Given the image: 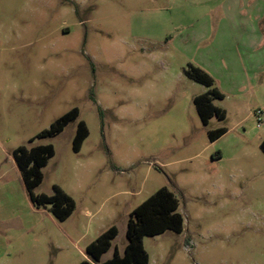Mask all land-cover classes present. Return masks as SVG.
Instances as JSON below:
<instances>
[{
    "label": "rangeland",
    "instance_id": "obj_1",
    "mask_svg": "<svg viewBox=\"0 0 264 264\" xmlns=\"http://www.w3.org/2000/svg\"><path fill=\"white\" fill-rule=\"evenodd\" d=\"M259 1L0 0V264L123 255L131 214L163 188L184 227L144 238L150 264H264V73L245 76L243 96L214 101L226 118L207 126L194 99L209 89L187 75L264 66ZM75 108L61 134L38 138ZM81 121L89 137L75 152ZM46 145L55 155L34 194L69 195L65 222L32 203L14 158ZM112 227L93 262L88 246Z\"/></svg>",
    "mask_w": 264,
    "mask_h": 264
},
{
    "label": "trees",
    "instance_id": "obj_2",
    "mask_svg": "<svg viewBox=\"0 0 264 264\" xmlns=\"http://www.w3.org/2000/svg\"><path fill=\"white\" fill-rule=\"evenodd\" d=\"M187 75L197 83L207 87V93L197 96L194 99L198 115L202 123L207 126L210 119L217 117L225 120V111L215 106L214 101L223 100L225 96L214 88V80L206 72L199 68L192 67ZM80 112L73 109L58 119L50 130L41 133L38 138L49 139L61 134L72 122L78 120ZM225 129L211 131L209 137L212 142L217 141L226 134ZM89 137V130L85 122L78 124L74 138V150L79 152L83 143ZM34 140H31L33 142ZM261 150L264 153V140L261 143ZM55 155L52 145L38 146L32 149L20 147L14 151V158L26 189L33 204L38 207L52 206L54 217L65 222L75 210L74 200L67 195L60 187L54 186L55 194L52 196L35 195L34 191L43 182L42 169L45 168L50 159ZM179 202L176 195L166 188L160 189L143 204H141L130 216L127 229L128 244L123 255L115 249L113 258L103 264H150V256L144 247V238L156 237L168 231L181 234L184 227V219L178 213ZM118 231L112 227L103 233L95 242L87 248V255L99 263L102 257L111 249L112 242L116 239ZM90 264V263H83Z\"/></svg>",
    "mask_w": 264,
    "mask_h": 264
},
{
    "label": "crops",
    "instance_id": "obj_3",
    "mask_svg": "<svg viewBox=\"0 0 264 264\" xmlns=\"http://www.w3.org/2000/svg\"><path fill=\"white\" fill-rule=\"evenodd\" d=\"M263 5L264 1L260 0L257 7V17L261 16ZM219 68L223 72L224 78L218 75L216 77L211 72H207L212 76L217 90L225 96V99L230 96L239 98L245 94V91L249 88V84L245 81V76L250 74L256 80L258 76L264 73V66H219ZM250 85L253 86V84Z\"/></svg>",
    "mask_w": 264,
    "mask_h": 264
},
{
    "label": "built area",
    "instance_id": "obj_4",
    "mask_svg": "<svg viewBox=\"0 0 264 264\" xmlns=\"http://www.w3.org/2000/svg\"><path fill=\"white\" fill-rule=\"evenodd\" d=\"M256 117L258 118L259 126L262 124L264 119V113L260 110L256 112Z\"/></svg>",
    "mask_w": 264,
    "mask_h": 264
}]
</instances>
